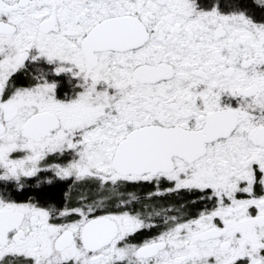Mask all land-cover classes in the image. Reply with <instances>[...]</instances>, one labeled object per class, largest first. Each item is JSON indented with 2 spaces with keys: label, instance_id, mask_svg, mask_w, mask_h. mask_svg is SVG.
<instances>
[{
  "label": "snow or ice",
  "instance_id": "1",
  "mask_svg": "<svg viewBox=\"0 0 264 264\" xmlns=\"http://www.w3.org/2000/svg\"><path fill=\"white\" fill-rule=\"evenodd\" d=\"M0 264H264V0H0Z\"/></svg>",
  "mask_w": 264,
  "mask_h": 264
}]
</instances>
